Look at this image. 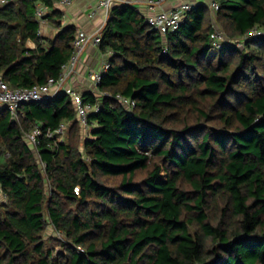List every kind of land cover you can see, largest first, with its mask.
<instances>
[{
	"label": "trees",
	"instance_id": "obj_1",
	"mask_svg": "<svg viewBox=\"0 0 264 264\" xmlns=\"http://www.w3.org/2000/svg\"><path fill=\"white\" fill-rule=\"evenodd\" d=\"M37 1L50 7L55 37L38 33ZM58 1L0 6L10 87L58 78L71 60L77 28L63 25ZM216 1V14L194 4L166 34L133 4L111 8L99 89L136 106L98 99L83 141L66 92L23 104L18 120L0 108V264H264V38L242 49L211 39L214 17L230 40L264 29V0ZM38 123H67L66 141L42 137L34 148L25 134ZM49 224L62 251L47 246Z\"/></svg>",
	"mask_w": 264,
	"mask_h": 264
},
{
	"label": "built area",
	"instance_id": "obj_2",
	"mask_svg": "<svg viewBox=\"0 0 264 264\" xmlns=\"http://www.w3.org/2000/svg\"><path fill=\"white\" fill-rule=\"evenodd\" d=\"M75 0H59L57 5L60 6L62 19L67 17V9L73 4ZM123 0H99L98 3L89 11L88 17L94 18L101 10L106 11V18L102 25L95 29L88 31L83 28H79L75 34L73 47L74 54L71 60L63 68V71L58 78H50L47 82L36 84L30 88H12L8 83L4 81L0 76V108H4L9 111L13 119H20L25 117V112L22 110V105L33 101H42L55 96L59 92H66L69 94L76 107L77 115L84 130L90 131L93 125L89 116L91 113L98 112L101 109V101L103 97L116 98L127 111L133 112L136 106V101L132 98L126 97L122 94L113 95L109 92H103L99 89V84L103 79V75L108 72L111 66L110 57L113 54L112 50L106 53H102V63L98 69L92 68L87 71V78L92 82L95 87L94 94L97 100L95 102L85 101L83 98V92L69 84V79L76 71L80 62L82 54L88 47H95L100 49L102 42L103 28L109 18L111 8L122 2ZM148 6L151 14L147 16L148 23L161 33L166 34L177 30L186 16V13L192 9L194 4L192 0H181V2L172 7L169 10L162 9L157 10L165 0H144ZM8 0H0V6L6 4ZM208 5L212 12H216L220 9V4L216 0H209ZM51 11L50 7L43 4L41 1L36 2V14L41 23L38 33L43 34V25L46 21V16ZM216 22L213 23V32L211 39L213 44L217 48L223 47L227 43H233L239 48H244L246 41L249 39L258 40L264 38V29L258 26L253 27L249 32L241 37L229 39L228 36L220 29L217 28ZM168 52V47L164 48V53ZM68 124L61 123L56 128L48 127L44 129L43 123H38L34 126L31 132L25 134L27 141L34 148H38L41 144V138L47 137L54 140L55 144L63 142L64 135L67 131ZM42 167H45V163L41 162ZM75 191L79 192V186L75 188ZM78 250L83 252L84 248L78 246Z\"/></svg>",
	"mask_w": 264,
	"mask_h": 264
},
{
	"label": "crops",
	"instance_id": "obj_3",
	"mask_svg": "<svg viewBox=\"0 0 264 264\" xmlns=\"http://www.w3.org/2000/svg\"><path fill=\"white\" fill-rule=\"evenodd\" d=\"M99 0H75L73 4L67 9V17L63 19V25H75L77 30L79 28L91 31L96 27L102 25L106 18V11L101 10L94 18H89L88 13L98 3ZM181 0H165L164 3L157 8V10L166 9L169 10L172 7L178 5ZM209 0H192L193 4L206 3ZM119 4H133L135 5L146 17L151 14L147 4L144 0H123ZM209 6V5H208ZM60 8V6H59ZM62 9V8H60ZM43 36L55 37L59 29L56 28L51 21L46 18L43 25ZM27 44L30 48H35L36 43L29 39ZM102 63V52L95 47H88L82 54L78 67L72 77L69 79V84L81 92L92 91L96 89L92 82L87 78V71L89 69H98Z\"/></svg>",
	"mask_w": 264,
	"mask_h": 264
},
{
	"label": "rangeland",
	"instance_id": "obj_4",
	"mask_svg": "<svg viewBox=\"0 0 264 264\" xmlns=\"http://www.w3.org/2000/svg\"><path fill=\"white\" fill-rule=\"evenodd\" d=\"M212 22H213V23L216 22V25L218 26L217 28H220V29H221V30H222V31L228 36L227 31H226V30L223 28V26L217 21L216 17L213 18ZM212 26H213V24H212ZM228 38H229V36H228ZM216 51H217L216 48H213V49H212V52H213V53L216 52ZM88 135H89V131L84 130L83 133H82V135H81V136H82V137H81L82 141L84 140V137H85V136H88ZM66 136H67V131H66V133H65V135H64L63 142L66 141V138H67ZM46 189H47L48 191H50L51 188H50V184H49V183H47V185H46ZM4 200H5V198H4L3 196H0V201H4ZM45 238H46V240H47V246H48V248L54 250V253L63 250L62 247L60 246V244L58 243V241L55 240V239H53V238H57L58 240H65L64 235H62L61 233H59L58 231H56V230L53 228V226L50 225V224L47 225V227H46Z\"/></svg>",
	"mask_w": 264,
	"mask_h": 264
}]
</instances>
